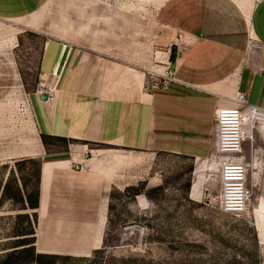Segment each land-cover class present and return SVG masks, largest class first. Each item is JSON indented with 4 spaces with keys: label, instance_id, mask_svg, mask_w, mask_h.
<instances>
[{
    "label": "crops",
    "instance_id": "1",
    "mask_svg": "<svg viewBox=\"0 0 264 264\" xmlns=\"http://www.w3.org/2000/svg\"><path fill=\"white\" fill-rule=\"evenodd\" d=\"M48 1L0 0V24L18 28V35L34 25L35 10ZM47 34L40 82L56 86L57 95L44 100L37 91H25L36 147L0 152V160L41 159L35 236L42 253L83 257L103 247L109 194L132 184L129 168L140 164L131 161L127 150L143 162L161 154L191 158L196 182L188 195L199 198L197 184L212 182L210 175L217 171L209 166L216 151V110L232 106L239 91L264 106V0H203L200 20L177 27L172 36L176 81L168 88L147 84L156 46L142 52L129 48L123 38L115 42L112 33L87 39L81 33ZM253 38L261 42L260 49L247 47ZM41 134L83 143L52 151ZM254 148L255 187L260 174L264 179V132ZM246 150L248 156L249 144ZM255 211L262 228L264 195Z\"/></svg>",
    "mask_w": 264,
    "mask_h": 264
},
{
    "label": "rangeland",
    "instance_id": "2",
    "mask_svg": "<svg viewBox=\"0 0 264 264\" xmlns=\"http://www.w3.org/2000/svg\"><path fill=\"white\" fill-rule=\"evenodd\" d=\"M202 2L49 0L43 9L35 10L34 25L18 35V28L6 29L0 24V152L15 146L36 147L38 136L24 94L36 89L41 81L39 63L47 32L70 36L81 33L85 39L112 33L115 42L123 38L129 48L142 52H150L152 46L173 51L175 30L200 20ZM47 141L52 151H63L66 146L63 140ZM125 153L140 164L129 168L130 179L135 177L129 186L135 188H114L109 194V218L101 249L106 257L140 254L163 264H264V227L255 211L257 199L264 195L262 174L260 183L253 186L249 210L234 216L220 210L217 171L210 175L212 182L197 184L202 195L192 199L188 195L194 181L191 158L161 154L156 160L143 162L132 152ZM36 168L27 164L18 170L15 159L0 160V249L13 246L15 233L27 224L17 214L34 212L21 209V203L9 198L17 191L13 178H22L33 188ZM8 179L10 186L3 195ZM255 182L252 176L250 183ZM94 255L56 262L93 264Z\"/></svg>",
    "mask_w": 264,
    "mask_h": 264
},
{
    "label": "built area",
    "instance_id": "3",
    "mask_svg": "<svg viewBox=\"0 0 264 264\" xmlns=\"http://www.w3.org/2000/svg\"><path fill=\"white\" fill-rule=\"evenodd\" d=\"M262 0H256L257 3ZM247 47L260 49L261 42L249 40ZM172 51L154 49V60L147 70V84L151 88H168L176 81ZM39 94L47 99L57 95L56 86L39 83ZM216 151L210 157V168L216 167V181L219 183V207L224 214L238 216L247 212L253 199V185L250 183L256 162L254 143L264 132V106L251 103L247 94L239 91L233 105L221 107L215 114ZM250 154H246V146Z\"/></svg>",
    "mask_w": 264,
    "mask_h": 264
},
{
    "label": "trees",
    "instance_id": "4",
    "mask_svg": "<svg viewBox=\"0 0 264 264\" xmlns=\"http://www.w3.org/2000/svg\"><path fill=\"white\" fill-rule=\"evenodd\" d=\"M176 48L172 51V59H175ZM38 87V86H37ZM34 89L33 91L37 90ZM41 138L43 143L47 146L48 149H51V144L48 143V139H57L63 140L66 142L67 148L69 143L77 142L78 140L72 138H66L62 136H53L49 134H41ZM86 143V142H84ZM17 169L20 170L22 166H26L27 164L36 165V174H35V182L33 184V188H29V183L24 181L22 178L14 176V180L17 183V191L13 193L9 198H12L15 202L21 203L23 210L32 209L34 212L29 213H19L18 217L25 218L26 225L17 230L15 233L16 238L14 239V245L11 247H7L4 249H0V264H57V259H68L76 256L72 255H61V254H53V253H42L39 252L36 248V231L34 227V223L38 221L37 208L39 207V197H40V182H41V159L39 158H25L19 159L15 161ZM13 174V173H12ZM10 186L9 179L4 187L3 195H5L6 191ZM191 187V186H190ZM130 188H135V186H128L127 190ZM190 190V189H189ZM137 192L136 194H139ZM24 220V219H23ZM101 249L95 250L94 258L92 260L93 264H163L160 260H154L148 258L145 255L140 254H130L128 256L117 257L114 255L105 256L104 253L101 252ZM84 258H89L90 256H83ZM107 258V260H106ZM166 264H172L168 262Z\"/></svg>",
    "mask_w": 264,
    "mask_h": 264
},
{
    "label": "water",
    "instance_id": "5",
    "mask_svg": "<svg viewBox=\"0 0 264 264\" xmlns=\"http://www.w3.org/2000/svg\"><path fill=\"white\" fill-rule=\"evenodd\" d=\"M42 99L46 100L47 99V95L46 94H42Z\"/></svg>",
    "mask_w": 264,
    "mask_h": 264
},
{
    "label": "bare ground",
    "instance_id": "6",
    "mask_svg": "<svg viewBox=\"0 0 264 264\" xmlns=\"http://www.w3.org/2000/svg\"><path fill=\"white\" fill-rule=\"evenodd\" d=\"M253 39H255V38H253ZM256 40V39H255ZM153 63V62H152ZM218 171V170H217Z\"/></svg>",
    "mask_w": 264,
    "mask_h": 264
}]
</instances>
